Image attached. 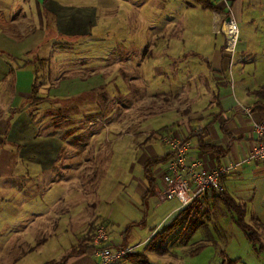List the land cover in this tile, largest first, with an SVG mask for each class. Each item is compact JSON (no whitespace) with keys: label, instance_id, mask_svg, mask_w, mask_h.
I'll use <instances>...</instances> for the list:
<instances>
[{"label":"rangeland","instance_id":"obj_1","mask_svg":"<svg viewBox=\"0 0 264 264\" xmlns=\"http://www.w3.org/2000/svg\"><path fill=\"white\" fill-rule=\"evenodd\" d=\"M38 1L0 0V148L15 155L3 153L0 161V214L4 209L0 215V264H41L48 257L63 262L74 247L82 246L85 239H93L97 229L110 226V220L116 221L112 226L120 224L117 237L123 228L130 227L126 241L134 249L133 256L114 264L137 263L141 258L134 255L145 253L161 213L152 202L143 205L142 212L147 211L148 218L134 210L140 201L137 192L140 183H145L144 165L149 157L146 147L152 145L159 152L162 149L164 153L169 152L163 135L172 131L170 134L184 138L179 133V123L190 115L187 105L190 109L209 103L210 98L214 101L216 81H213L215 70L212 69L223 71L225 66L224 30L215 31L211 10L199 0H50L62 7L96 10L91 35H76L70 41L63 33L59 39L50 33L55 28L49 11L44 12L41 22ZM105 12L108 16L104 17ZM30 21L41 26L27 35ZM239 29V35L250 36L244 40L240 36L234 63L228 64L232 73L227 71L226 81L235 86L236 98L242 99L247 92L260 91L264 84L261 73L264 70V0L246 3ZM12 30H17L18 36ZM19 36L23 37L19 39ZM43 37L55 47L52 57L41 55L39 47ZM151 49L156 51L150 53ZM173 54L178 57L174 58ZM21 56L25 57L20 62L16 58ZM50 66L52 77L48 75ZM36 68L43 73H35ZM133 69L141 71L132 74ZM61 79L64 83L57 89ZM104 79L103 90L97 92H100L97 98L85 95L69 107L64 101L63 108L59 104L52 106L49 101L45 108H39L46 96L50 97L51 87L57 95L72 97V92L79 94L86 90L85 83ZM70 82L81 86L67 91ZM166 84L170 94L164 90ZM68 108L70 111H63ZM21 110L29 111L37 127L44 129L39 134H50L57 130L59 123L68 131V136L75 134L71 143L66 139L64 147L68 153L64 158L72 161L71 170L56 169L42 175L35 161L16 164L21 161L17 157L19 144H16L21 138L17 136L26 123L25 112L21 115ZM213 112L205 115L210 118ZM100 117L105 121L96 120ZM184 140L190 143L189 139ZM96 153L103 162L101 165L93 162L94 156L98 158ZM28 155L39 153L33 148ZM57 156L59 165L63 155ZM6 165L12 170L17 166L16 173L22 175L7 176L3 169ZM59 172L60 181L56 174ZM51 173L53 176L49 177ZM51 178L56 180L49 184ZM24 189L25 193L21 191ZM130 198L134 206L129 203ZM204 202L198 200L190 208V220L158 246L167 252L165 256L146 252L150 262L264 264L261 244L264 230L247 216V223L254 228L249 227L261 243L250 241L236 226L233 212H229L221 198L215 204L212 198ZM44 210L47 213L33 218ZM6 215L11 218L3 217ZM191 224H198L200 228L190 237ZM167 226H161L156 232ZM120 241L124 243L121 238Z\"/></svg>","mask_w":264,"mask_h":264},{"label":"crops","instance_id":"obj_2","mask_svg":"<svg viewBox=\"0 0 264 264\" xmlns=\"http://www.w3.org/2000/svg\"><path fill=\"white\" fill-rule=\"evenodd\" d=\"M219 1L220 3H217L216 5L214 4L217 10L211 11L212 19L214 22V29L216 32L220 31L221 30L220 28L224 30L225 26L227 25L229 15H231V17H233V19L237 21L239 25H242L244 21V9H245L246 3L256 2L257 0H228L231 6L230 14H229V9H227L224 5L222 6L221 0ZM38 2H39L38 11H39V15H40V19L42 23L45 17L44 12L49 11L51 13V23H52L53 29L55 28V32L52 31L50 33H52V35H54L56 38L59 39L60 36H64L61 33L67 35L65 37L66 39L70 41L75 39L74 37H77L76 35H80V36L84 35L86 37H89L91 35L90 33L91 25H93L97 17V13L95 9L80 8V7L77 8V7H72V6L62 7L61 5L57 4L58 2L53 3L50 0L48 1L41 0ZM105 16H108V12H105L104 17ZM37 26H41V25L38 22L30 21L28 24V28H26L27 30L26 34L27 35L32 34L35 31H37ZM11 33L17 34L18 36L17 30H12ZM240 36L244 40V39H248L250 35L247 37H243L242 35H239V40H240ZM19 37H20L19 39H21V37L23 36H19ZM225 38H226V35H225ZM41 43L43 44L40 45L39 50L42 52L41 53L42 57L45 58V56H48V54L50 55V57H52L53 55L52 48L53 50H55V47L51 45L50 43H48L45 37L42 38ZM242 43L243 42H241L240 44L239 51H241ZM238 45L236 47L234 55H236ZM154 51H156V49H151V51L149 52L151 53ZM245 51L246 50H244L243 52ZM169 54L172 55V53H169ZM226 54L227 52L224 49L222 56L224 58L225 66H224L223 71L220 68L212 69V70H215L213 72L214 77L212 78H213V81H216L215 97L214 95H212L214 98V101L210 98L209 103L203 104V105L197 104L196 108H190V109H188V105H187L186 109L189 111L190 115L185 116L186 119L181 120L179 123L181 125V129H179V133L184 138H187L190 140V144H191L190 154L192 156L202 158L206 162V165L209 168L227 166L229 164H234L235 162H238V161L239 162L243 161L247 157V155L257 145V134L254 132L253 125L257 122H264V109L259 108V105L260 107L262 104L264 105V101H263L264 100V84L262 85L260 83L261 84L260 87L262 88L260 89V91L252 90L249 92V94L247 92V94L244 95L242 99H237L235 96V86L231 87L226 81L227 76H228L226 75L227 71L229 73H232V67L229 68L228 64L229 65L231 64L230 66H232L234 63L235 57L233 55L231 59L228 56H226ZM173 56L174 58L178 57V56H175L174 54ZM23 57L25 56H21L16 59H18L21 62V59ZM170 58L172 57L170 56ZM174 65H176L175 61H174ZM176 66L179 68V65H176ZM18 67H21V65ZM158 69L161 70V68H158ZM49 71L50 73L48 72V75L50 77L52 74L51 66L49 68ZM138 71H141V69H133L131 73L132 74L137 73ZM35 73L42 74L43 72L36 68ZM261 73L264 74V70L261 71ZM39 76L40 75H38V77ZM57 78L59 79V76ZM95 78H99V76H96ZM37 79L38 78H36L35 81ZM97 81L98 80H96L94 84H92V81H90V83H85L84 85L87 86L86 87L87 91L83 90V92H80L79 94H76V93L73 94L72 92V95H73L72 97L71 96L65 97V96L57 95L55 94L56 90H52V87H51L49 88L50 97L48 98L46 96V100H44L45 103H43L44 101H42L41 105H39V108H45L47 106V102L49 101L52 102V106L53 105L57 106L59 104L63 108V106L65 105L64 101H67V106L69 107L72 102H77L79 100L78 98L83 97L85 95L90 96L92 99H94L95 97L97 98V95H99L100 93V92L99 93L97 92L99 90H101L102 92L103 90L102 84L105 81V79L103 81H98V82ZM63 83L64 82L61 79L59 82V87L57 89H61ZM145 83L146 82H144V84ZM67 84H68L67 91H70L75 86L76 87L81 86V84L76 85L75 83H72V82L67 83ZM15 85L17 86V82H15ZM164 90L168 92V84L165 85ZM231 90H233L234 93ZM168 93L170 94L171 92H168ZM174 96L176 97V94ZM176 98H179V96H177ZM28 100H30V98H28ZM28 103L29 101L25 103L26 105L24 104V107L27 108ZM187 110L186 112L187 114H189ZM67 111H70V108H68ZM210 111H214L213 112L214 115L211 116L210 118H207L205 114H208V112ZM24 112L23 110L19 112L20 114L24 113L23 119L26 120V123L25 124L23 123V125L20 127L21 133L19 134V136H17L21 138V140H19V142L16 143V144H19L17 149H18V152L20 151L19 153H17L18 154L17 157L18 159H21V161L15 160V162L18 161L16 164L23 165L24 161L25 162L35 161L36 164L39 166L38 170L43 173L42 175H44L45 172L47 173L49 171L56 172V169L57 170H60V169L71 170L72 161L68 160L67 158L66 159L64 158L65 153L68 155L64 147H65L66 142L71 143L70 141H73L72 136H74L75 134L72 133L70 136H68L69 135L68 131L63 130V128L59 126H57L58 127L57 130L52 131L50 134L48 133L39 134V131L40 130L42 131L44 129L37 127L36 119L34 118L35 119L34 120L33 117L30 116L29 111H24ZM100 119L101 121L102 120L105 121L104 118L102 117L96 120L99 121ZM45 120L47 121V118ZM184 122L185 124H183ZM171 132L172 131H169V133L166 132V134H164L163 136L172 135L170 134ZM66 139L68 140L66 141ZM154 147L152 145H149L146 147L147 152L149 154L148 159H152V158L154 159L157 157L166 156L168 154V152L164 153L163 149L160 150L159 152ZM33 148L36 150V152L39 153L38 156L28 155V153H30V151ZM0 151H2V153H0V161H1L2 160L1 157L3 153H7V152L3 150L2 148H0ZM50 153L51 155H49L48 158L45 159V155L50 154ZM7 154L11 156H15L14 154H11V153H7ZM57 154L58 155L60 154V156L63 155V159L59 163V165H58L59 158ZM70 154L74 155L75 152L74 153L70 152ZM95 155H98V158L94 156L93 162L94 163L99 162L98 164L101 165L103 162L102 160L99 159V153H96ZM100 155L103 156L101 152H100ZM55 156H57L56 163H54L53 165ZM103 157L104 159L106 158V156H103ZM64 159L67 160L68 162L65 161ZM166 164L167 163H163L153 170V174H155L153 175L155 177V188H154L155 193L153 196L148 197L147 199L145 198L148 192V189H149L148 182L145 178H144L145 183L142 181L140 183V189L139 191H137L140 201L137 202L138 209L135 207L136 208L134 209L135 211H139V213L145 214L146 218H148V212L147 211L142 212L143 205L145 206L147 202L149 203L152 202V205L157 204L156 206L158 210H161L159 222L154 226L152 231H154V229L155 230L159 229L163 225H170L180 213H182L185 209L188 208V207L185 209L181 208L180 202L175 198L172 200H166V201H162L159 199L158 192L162 191L164 187L162 184L161 178H160L161 170L163 167L166 166ZM17 168L18 167L16 166L15 170H12L11 168H9L8 165L3 167V169L5 170L4 173H6L7 176L9 177L15 176L16 178L19 177V175H22L20 173L18 174L16 173ZM51 174L52 175L49 174L48 176L49 177L53 176V173ZM56 174L58 175L57 180L60 181L61 179H59V177H61L62 175H60V172ZM38 176H41V175H38ZM53 178L49 180V184L52 183L53 180H56ZM31 185L35 186V184H31ZM222 185L224 187V192H226L229 196H231L238 204H241L243 206L244 211H245V221L247 220L246 218L248 216L251 219V221L254 220V223L258 224L264 230V163H260V164H257L255 162L243 163L239 168H237V170H235L234 172H232L231 174H229L222 180ZM35 189H36V186H35ZM21 191L25 193L26 189L21 190ZM214 194L209 193L205 197L203 198L201 197L197 199L196 201L198 200H201L202 202L206 201L204 202L206 204L207 202H209V199L212 198ZM1 201H3V199H1ZM128 201L129 203L132 204L133 198L132 199L130 198ZM167 202H171L170 205L166 206ZM0 206H1V202H0ZM133 206H134V203H133ZM127 207H129L131 210V207L129 205H127ZM123 208H124V205H122V209ZM3 211L4 209L1 211L0 215H3ZM47 211L48 210L46 211L44 210V212L40 211L41 213L36 214L35 216H33V218L36 219L44 215L45 213H47ZM113 213H114V210H113ZM63 214L66 215L65 213ZM231 215H232V219L234 220V223L236 224V221H235L237 219L236 214L233 212V214ZM131 216H133V214ZM3 217L11 218L7 215ZM34 223L35 221L31 223L30 227ZM111 223L115 224L116 221L110 220V223H109L110 226H108L107 228V230L109 231L112 237V241L114 245L113 247L119 248V249L132 248L129 245V242L126 241L130 227L123 228L122 233L118 232L120 237H117L116 229L117 227H120V224L116 226L115 225L112 226ZM131 223L133 225L134 222H131ZM247 224L249 225L250 223H247ZM138 225L141 226L142 223H139ZM249 226L251 228H254L253 225L251 224ZM89 230L91 231V229ZM90 231H88L90 234L88 236L92 237L91 236L92 232ZM120 238L124 240L123 241L124 243L120 241ZM83 239L84 238L81 239V242L83 241ZM86 243L89 244L90 248L92 247L91 249L86 251V253L77 254L73 256L68 254L64 258L65 262L64 261L59 262L60 260L58 261L51 260L50 257H48L46 258V260H43L41 264H45V263L46 264H59V263H62V264H99L100 257L96 254L95 250L93 249L94 236L92 240L90 239ZM261 244L262 246H264L263 241ZM138 245H140V243ZM147 253H146V256H147ZM123 260L124 259L118 262H121Z\"/></svg>","mask_w":264,"mask_h":264},{"label":"built area","instance_id":"obj_3","mask_svg":"<svg viewBox=\"0 0 264 264\" xmlns=\"http://www.w3.org/2000/svg\"><path fill=\"white\" fill-rule=\"evenodd\" d=\"M209 1L215 5L220 3L219 0ZM221 2L222 6L229 9L230 14L229 1L221 0ZM227 26L228 31L222 33L226 35V56L232 59L238 45L240 29L238 22L231 15H229ZM253 129L257 134V145L247 157L243 161L216 168H209L202 158L192 156L189 142L175 135L164 136L163 140L169 147L168 153L171 158L161 170L160 178L164 187L158 192L159 199L166 201L175 198L180 202L181 208L185 209L209 193L221 194L224 191L222 180L243 163H264V122L255 123ZM113 246L112 237L107 228L101 226L97 229L93 249L100 257L99 264H113L126 258L134 250L132 248L119 249Z\"/></svg>","mask_w":264,"mask_h":264},{"label":"trees","instance_id":"obj_4","mask_svg":"<svg viewBox=\"0 0 264 264\" xmlns=\"http://www.w3.org/2000/svg\"><path fill=\"white\" fill-rule=\"evenodd\" d=\"M202 3H204V5L209 8L211 11H216V7L215 5L209 1V0H199ZM225 49V45L223 47ZM223 49V51H224ZM36 83V81H35ZM35 83L33 84V94H34V90H35ZM259 108L264 109V105L262 104L261 107L259 105ZM68 112L67 110H63ZM51 118H54L53 116H51ZM58 118V116L56 115V119ZM59 127H61L63 124L59 123ZM171 158V155L168 153L166 156H161V157H157V158H152V159H148L144 165V178L147 180L148 185H149V189L148 192L146 194V199L148 197H151L154 195L155 193V177L153 175V170L158 167L159 165L163 164V163H168L169 160ZM217 198H221L223 200V202L225 203V206L228 208L229 212H234L236 214V224L237 226L243 231V233L246 235L247 239L253 242H258L259 241V237H257V234L255 232H253V230L249 227V225L246 223L245 221V211L244 208L241 204H238L231 196H229L226 192H222L221 194H214L212 196V201L215 204ZM196 202H193L187 209H185L182 213H180L174 220L173 222L168 225L166 228L162 229L161 231L156 232L157 230L154 229V235L150 238L149 242L146 245L145 248V253L143 254H137L134 256H138L139 258H141V261H138L137 263H133V264H153L149 261V259L147 258V256L145 257L144 254H146V252H155L158 255H165L167 252H165L164 249H160L158 248L159 245L163 244L166 242V240L172 235L174 234L178 229H180L182 226H184L191 218L192 215V210H190V208L195 204ZM191 226H193V230L191 232L190 237L193 235V233H196V231L200 228V226L198 224H191ZM202 226V225H201ZM105 227V226H103ZM108 228V227H106ZM91 239V238H90ZM92 240V239H91ZM86 242H88V239H85L84 244L79 247H74V249L72 250V252L70 253V255H77V254H83L86 253V251H88L89 249H91L89 247V244H87ZM255 245V244H254ZM164 250V251H163ZM132 255V253L128 254L127 257ZM144 256V257H142ZM126 257V258H127ZM65 262V261H64ZM62 264V263H59ZM227 264H238L237 261H233V263H231V261L227 262Z\"/></svg>","mask_w":264,"mask_h":264},{"label":"bare ground","instance_id":"obj_5","mask_svg":"<svg viewBox=\"0 0 264 264\" xmlns=\"http://www.w3.org/2000/svg\"><path fill=\"white\" fill-rule=\"evenodd\" d=\"M224 31H228V26L226 25L225 28H224Z\"/></svg>","mask_w":264,"mask_h":264}]
</instances>
